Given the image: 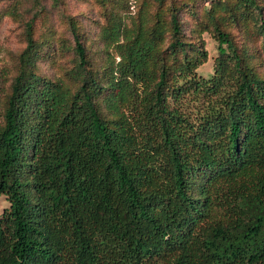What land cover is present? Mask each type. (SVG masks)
<instances>
[{"label":"trees","instance_id":"16d2710c","mask_svg":"<svg viewBox=\"0 0 264 264\" xmlns=\"http://www.w3.org/2000/svg\"><path fill=\"white\" fill-rule=\"evenodd\" d=\"M207 12L217 40L209 78L196 72L206 50L186 54L174 8L176 65L157 59L158 13L150 27L110 33L120 58L105 84L71 24L81 70L72 91L34 69L26 21L0 111V194L9 202L0 264H264V77L241 66ZM229 59L236 75L225 79ZM105 87L112 118L95 100Z\"/></svg>","mask_w":264,"mask_h":264},{"label":"rangeland","instance_id":"374dc122","mask_svg":"<svg viewBox=\"0 0 264 264\" xmlns=\"http://www.w3.org/2000/svg\"><path fill=\"white\" fill-rule=\"evenodd\" d=\"M254 1L251 4L244 0H136L132 9L130 0H0V111L18 69V55L26 45L28 19H33V35L38 44L34 69L59 81L69 91L81 80L71 24L85 47L86 66L105 84L120 58L110 33L117 27H135L139 22L150 27L158 13L164 32L157 44V59L161 58L160 63L166 57L172 68L176 65L177 57L168 56L172 8L179 19L181 37L188 42L186 54L195 57L201 48L206 50L207 60L196 68L198 75L209 78L214 72L217 40L207 12L210 10L233 41L241 66L250 67L264 77V0ZM235 75L233 59H229L223 76L232 79ZM107 93L108 88H103L95 100L102 114L112 118L115 115L104 101ZM8 204L6 195L0 194V214Z\"/></svg>","mask_w":264,"mask_h":264}]
</instances>
